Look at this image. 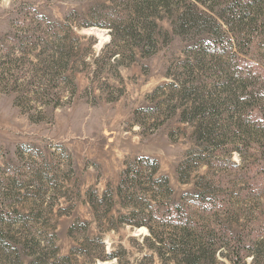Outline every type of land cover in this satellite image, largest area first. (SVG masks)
<instances>
[{"label": "rangeland", "instance_id": "374dc122", "mask_svg": "<svg viewBox=\"0 0 264 264\" xmlns=\"http://www.w3.org/2000/svg\"><path fill=\"white\" fill-rule=\"evenodd\" d=\"M177 1L0 0V264H264V0Z\"/></svg>", "mask_w": 264, "mask_h": 264}, {"label": "trees", "instance_id": "16d2710c", "mask_svg": "<svg viewBox=\"0 0 264 264\" xmlns=\"http://www.w3.org/2000/svg\"><path fill=\"white\" fill-rule=\"evenodd\" d=\"M191 0H178L175 3V6H177L179 9L183 10L184 12L182 15L179 17L178 23L175 25L174 30L177 32L179 30V22L180 25L186 26V25H199L206 23L209 24V26H225L226 28H229L231 32L234 31V27H237L238 25L242 24L246 20V15L251 14L253 17H259L261 15V3L263 0H229L228 2H225L223 4L221 10H217L213 5L215 0H194L195 2L199 3L201 6H203L205 9L204 10H209L213 13L221 12L220 14L217 15L216 17H211L208 16V18L202 20L201 17H199L198 14V6L193 3ZM154 2H141L138 5L132 6L130 13L135 14L138 17V20L140 19H145V21H149L152 19V17H155L157 15V9L158 6H154ZM161 5L165 9H169V3L161 2ZM171 4V3H170ZM187 5V6H185ZM184 7V9H182ZM203 22V23H201ZM152 25H155L154 21H151V24H148V28L152 27ZM142 27V26H141ZM115 33V28H112ZM124 39L126 38H131L134 32L138 31V27L135 25L129 24V26L124 28ZM123 32V30H121ZM183 34V33H182ZM185 34V33H184ZM235 36V33H234ZM132 39V38H131ZM154 39V34H149L147 37L145 36L144 38H141V41L146 43H151V41ZM118 41V40H117ZM115 39H112L111 45L115 46ZM118 51V50H117ZM114 51L115 54L120 55L119 52ZM154 235V236H153ZM151 240L154 242H157V240H160V236L156 235L152 232L151 235ZM198 238L195 241H192L191 238L187 235L185 230H181V233L178 235V243H181V247L183 250L173 251V256L175 257H180L184 256L187 259H190L189 261L193 262L194 260H198L199 258H196L197 253H201L200 249L197 250L200 246L198 242ZM195 243V246L191 244ZM21 244V243H18ZM21 247H25L27 249L28 244H23ZM12 245L6 246L5 250L7 249L8 251H14L17 254V257L19 259L18 254L20 253L19 249H12ZM164 248H162L163 250ZM196 249V250H195ZM176 251V252H175ZM27 253V252H26ZM30 255L29 253H27ZM32 264H41V261L39 258H35V261Z\"/></svg>", "mask_w": 264, "mask_h": 264}]
</instances>
